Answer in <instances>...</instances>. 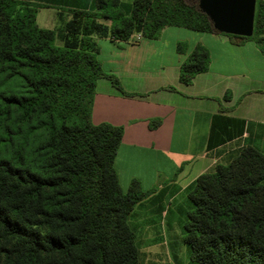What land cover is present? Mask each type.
I'll use <instances>...</instances> for the list:
<instances>
[{
  "label": "trees",
  "instance_id": "16d2710c",
  "mask_svg": "<svg viewBox=\"0 0 264 264\" xmlns=\"http://www.w3.org/2000/svg\"><path fill=\"white\" fill-rule=\"evenodd\" d=\"M39 6L0 0V264H139L128 216L155 186L144 190L132 178L121 188L114 157L122 127L91 120L97 79L134 95L102 68L95 37L156 38L170 25L218 31L198 0H95L55 29L38 26ZM226 35L264 50V0L255 2L250 36ZM208 63L196 44L179 81L190 83ZM187 198L182 238L192 260L264 264L262 152L244 146L199 174Z\"/></svg>",
  "mask_w": 264,
  "mask_h": 264
},
{
  "label": "crops",
  "instance_id": "0c3cea01",
  "mask_svg": "<svg viewBox=\"0 0 264 264\" xmlns=\"http://www.w3.org/2000/svg\"><path fill=\"white\" fill-rule=\"evenodd\" d=\"M26 1L40 5L36 17L41 8L55 13L57 22L48 29L69 19L72 10L95 5V0ZM95 40L102 68L134 95L122 94L107 78L97 79L91 120L122 127L114 157L121 188L126 190L132 178L144 190L155 186L135 205L144 209L145 224L161 222L177 193L187 192L199 174L227 163L244 146L264 154V50L254 40L236 44L223 32L173 25L156 38ZM198 43L209 52L207 69L182 83L179 66ZM153 118L160 122L150 127ZM128 221L134 227L129 216Z\"/></svg>",
  "mask_w": 264,
  "mask_h": 264
},
{
  "label": "rangeland",
  "instance_id": "374dc122",
  "mask_svg": "<svg viewBox=\"0 0 264 264\" xmlns=\"http://www.w3.org/2000/svg\"><path fill=\"white\" fill-rule=\"evenodd\" d=\"M56 22L55 13L50 8L40 9L36 17L38 26L52 28ZM191 208L192 203L187 198V192L177 193L166 205L162 221L151 225L144 223V209L134 208L129 217L135 221L132 223L136 229L139 264H202L192 260L188 245L182 238V225L187 220V211ZM155 229L161 235H157Z\"/></svg>",
  "mask_w": 264,
  "mask_h": 264
},
{
  "label": "water",
  "instance_id": "95a60500",
  "mask_svg": "<svg viewBox=\"0 0 264 264\" xmlns=\"http://www.w3.org/2000/svg\"><path fill=\"white\" fill-rule=\"evenodd\" d=\"M256 0H198L199 8L218 32L250 36Z\"/></svg>",
  "mask_w": 264,
  "mask_h": 264
},
{
  "label": "built area",
  "instance_id": "2783aa9c",
  "mask_svg": "<svg viewBox=\"0 0 264 264\" xmlns=\"http://www.w3.org/2000/svg\"><path fill=\"white\" fill-rule=\"evenodd\" d=\"M132 36H133V35H132ZM140 37H141V35H140L139 33L134 34V38H135V40H138Z\"/></svg>",
  "mask_w": 264,
  "mask_h": 264
}]
</instances>
